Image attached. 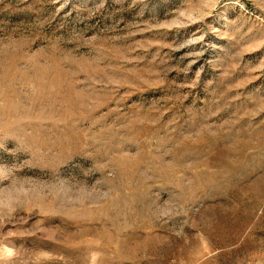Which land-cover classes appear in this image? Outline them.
Wrapping results in <instances>:
<instances>
[{"label": "rangeland", "instance_id": "rangeland-1", "mask_svg": "<svg viewBox=\"0 0 264 264\" xmlns=\"http://www.w3.org/2000/svg\"><path fill=\"white\" fill-rule=\"evenodd\" d=\"M0 264H264V0H0Z\"/></svg>", "mask_w": 264, "mask_h": 264}]
</instances>
